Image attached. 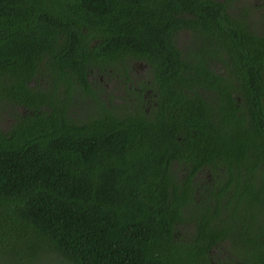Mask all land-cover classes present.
I'll list each match as a JSON object with an SVG mask.
<instances>
[{"label":"trees","instance_id":"16d2710c","mask_svg":"<svg viewBox=\"0 0 264 264\" xmlns=\"http://www.w3.org/2000/svg\"><path fill=\"white\" fill-rule=\"evenodd\" d=\"M0 264H264V3L0 0Z\"/></svg>","mask_w":264,"mask_h":264},{"label":"flooded vegetation","instance_id":"af4514ba","mask_svg":"<svg viewBox=\"0 0 264 264\" xmlns=\"http://www.w3.org/2000/svg\"><path fill=\"white\" fill-rule=\"evenodd\" d=\"M251 2V4L256 7L257 9H260L264 3V0H249ZM132 65H134V63H132ZM131 65V70H129V76L132 78V81L130 82H135L136 79L137 80H141L144 78V76H146L148 73H149V68L150 66H148V64H143L142 62H139V65L137 66V68H134L133 66ZM212 68H214L215 70H218V68H216L215 66H212ZM99 77V80L101 81L102 79L105 80V81H110V83H106V87L108 89H119L120 88V85H121V88L123 86L124 83H119L118 80H115V78L117 77V74H107L105 72H101L99 73L98 75ZM120 81H125V80H122V79H119ZM115 81V83H114ZM128 87L130 88V84H128ZM133 89H135V91H132V94L135 95L136 93H138L140 91L139 88H137V84L135 83L133 85ZM208 94H211L212 93V90H211V87L208 88Z\"/></svg>","mask_w":264,"mask_h":264},{"label":"rangeland","instance_id":"374dc122","mask_svg":"<svg viewBox=\"0 0 264 264\" xmlns=\"http://www.w3.org/2000/svg\"><path fill=\"white\" fill-rule=\"evenodd\" d=\"M182 37H184V36H182ZM245 257H246V255H244Z\"/></svg>","mask_w":264,"mask_h":264}]
</instances>
